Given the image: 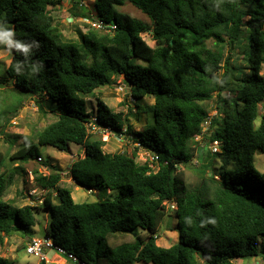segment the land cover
Returning a JSON list of instances; mask_svg holds the SVG:
<instances>
[{"label": "trees", "instance_id": "trees-1", "mask_svg": "<svg viewBox=\"0 0 264 264\" xmlns=\"http://www.w3.org/2000/svg\"><path fill=\"white\" fill-rule=\"evenodd\" d=\"M63 1L0 0L1 25L10 26L11 40L29 49L25 54L10 47L0 85L10 79L20 94L37 99L41 114L46 113L43 102L49 112L57 110L56 120L36 132L35 140L23 139L11 154L0 150V264H13L1 256V233L32 236L37 224L38 208L2 200L20 171L13 164L40 158L37 146L66 151L69 144L84 150L69 165L70 176L76 185L98 193L99 200L75 203L70 190L60 186L55 165L45 164L48 175L37 169L31 174L45 192L39 207L48 216L42 236L80 264H238L234 260L241 258L264 264V173L254 167L255 154L264 155V107L259 112L264 0H94L95 18L115 29L78 31L76 40L66 39L51 15ZM126 3L147 16L152 27L120 13ZM74 9L79 12L73 10L71 18H92L79 1ZM145 33L153 47L141 38ZM225 47L238 50L242 65L234 53L223 58ZM117 76L124 78L135 104L153 99L152 121L141 131L129 123L131 110L129 115L114 113L94 96ZM224 92L231 96L223 97ZM214 93L217 112L209 117L202 104ZM91 98L97 103L94 124L132 137L157 155L156 170L135 160L137 148L131 155L102 150L103 142L88 131L92 116L86 99ZM2 116L0 110L3 134ZM206 121L208 141H218L220 149L213 154L198 149L202 178L189 188L178 167L196 156L190 143ZM205 153L216 156L221 167L205 164ZM230 162L236 166L233 173L222 171ZM170 212L178 238L164 248L156 244L157 232ZM118 236L130 240L116 242Z\"/></svg>", "mask_w": 264, "mask_h": 264}, {"label": "rangeland", "instance_id": "rangeland-1", "mask_svg": "<svg viewBox=\"0 0 264 264\" xmlns=\"http://www.w3.org/2000/svg\"><path fill=\"white\" fill-rule=\"evenodd\" d=\"M80 0H65L57 8L51 10V15L53 19L59 26V29L62 35L66 39L76 40L78 38L77 32H85L89 24L81 22L83 19L80 16L72 17L73 20L69 23L68 17L71 18V13H78L79 11L74 9L75 2ZM84 1V11L90 13L92 19L95 18V15L92 11V2L94 0H83ZM120 13L128 15L130 18L139 20L143 23L148 24L152 27V23L141 12L133 8L129 4H125L122 7L118 8ZM0 27H3L0 23ZM4 31L11 30L10 26H4ZM97 31V30H96ZM103 33L104 31H98ZM141 38L145 43L153 47L154 43L152 41L151 35L145 33L141 35ZM10 46L0 38V80L3 79L4 70L8 66L11 58ZM233 54V59H236V62L242 65L241 55L238 53V50L235 49L233 52L228 51V48H224L223 58H226L227 55ZM247 72V70H244ZM262 74H264V65L262 66ZM3 81V80H2ZM95 98H99L108 108L114 112H122L124 115H129V110L131 114L129 117V123L133 126L135 131H141L145 125L150 124L152 121V109L151 105L153 104V99L144 98L142 101H137L131 97L130 89L122 76L112 77L111 83L102 88L97 89L94 92ZM223 97L231 96V93L224 92ZM19 97L21 100L20 105H17L15 98ZM35 100L36 98H31L27 95L20 94L15 86L13 85L10 79H5L3 84L0 85V110L3 113L1 118V124L4 126V133L0 132V150L3 153H13L16 151L23 139L32 138L35 140L34 136L36 132L42 130L46 125L56 120V113L49 112L47 110L46 102L42 103L43 110H46L45 115L38 112ZM45 101V100H44ZM136 105V107H135ZM87 110L91 111L92 118H95V113L97 110V103L94 98L86 99ZM202 106L207 110L208 116L213 117L216 114L217 106V96L216 93L213 94V97L210 101L204 102ZM264 107V102L259 106V112L262 113ZM13 108L16 110H13ZM91 118V119H92ZM259 119L256 121L258 124ZM209 122L204 125V128L208 130ZM210 133H205V140H208ZM90 135L93 138L99 139L103 142L102 150L105 153H125L126 155H131L134 150L137 148L136 161L142 163L143 159L147 156L148 151H145L141 146L135 143L132 137H127L124 135L113 134L105 126H95L90 130ZM198 141V140H197ZM195 139L190 143L191 148L194 149L195 155L198 153L199 146L198 142ZM204 142V141H203ZM40 160L37 158L30 160L28 163L19 164L14 163L13 167H19L20 171L17 175L14 176L12 184L6 189L2 200L8 202L13 207H23L31 206L38 210L34 211L36 217V226L33 228L32 236H24L19 233H15L12 236H4L3 233V244L1 246V256L8 261H11L13 264H39L38 259L35 256L27 255L25 248L29 241L32 238H42L45 227L47 226L48 216L47 214L39 209L43 202L45 196L44 190H39L33 181V176L31 170L37 169L41 174L48 175L49 170L45 167L46 163L55 165L58 169L61 181L60 186L66 187L71 192V197L75 203L83 202H95L99 200L98 193L92 191L89 193V189L86 187H81L76 185L74 179L70 176L69 165L78 158L84 156L83 147L76 146L74 144H69L66 151H59L51 146H37ZM205 164H212L215 167H221L222 162L209 153L204 154ZM197 158V155L191 160L187 165H181L178 167V173L189 188L196 187L201 182V173H200V164ZM211 165V166H212ZM209 167L206 170L207 176H210L212 173V167ZM254 167L260 172L264 173V155L256 153L254 157ZM236 169V166L233 162H230L229 165L225 166L222 171L231 172ZM215 180L219 179V176L213 177ZM82 182H85L86 179H81ZM117 192H113L112 196L116 195ZM103 196L102 194H100ZM99 195V196H100ZM178 234L176 229V218L172 212L165 217L163 224H161L160 229L157 232L156 243L160 247L167 248L177 242ZM123 240H130L128 236H118L116 237V242H121ZM46 260L50 264H78L72 263L67 260L65 256L57 254L52 249H45L44 251ZM45 262V261H44ZM234 262L238 264H262L259 258H241L235 259ZM143 264V263H139Z\"/></svg>", "mask_w": 264, "mask_h": 264}, {"label": "built area", "instance_id": "built-area-1", "mask_svg": "<svg viewBox=\"0 0 264 264\" xmlns=\"http://www.w3.org/2000/svg\"><path fill=\"white\" fill-rule=\"evenodd\" d=\"M84 5H85L84 1L80 0L79 1V6H84ZM67 20L70 23L73 20V18L68 17ZM81 22L89 24L90 27H88V29H94V30H97V31L109 32V31H113L115 29V25L114 24H112V23L111 24H106V23H104L103 21H101V20H99L97 18H94V19H92V18L91 19L83 18L81 20ZM95 121H96V119L92 118L90 123L88 124V131L89 132H90L91 129H93L97 125V124H94ZM207 122L208 121H206L203 124L201 133L198 136H196L194 139L196 141L198 140L197 142H198L199 146H201L200 148L205 147V149L207 151H209L211 154L217 153V152H219V149H220V143L218 141L209 142L208 140H205V138H204L205 137V133L207 132V129L204 128V125H206ZM108 130H110V129L108 128ZM37 159L40 160V158H37ZM144 162L149 163L150 167L153 170H156L157 169V164H158V156L148 152L147 156L143 159L142 163H144ZM164 164H166V162H164ZM89 193H92V191L90 189H89ZM170 208L174 209V206L171 205ZM45 249H52L57 254L65 256L66 259L71 261L72 263L80 264V262H78V260H77V258L75 256H73L70 253H67L62 248L53 245L52 241L49 238H46V237L32 238L29 241V243L27 244V246L25 248V251H26L27 255L35 256L38 259V262H42V261L47 262L45 254H44Z\"/></svg>", "mask_w": 264, "mask_h": 264}, {"label": "clouds", "instance_id": "clouds-1", "mask_svg": "<svg viewBox=\"0 0 264 264\" xmlns=\"http://www.w3.org/2000/svg\"><path fill=\"white\" fill-rule=\"evenodd\" d=\"M13 36L12 31L9 29L8 31H4L3 27H0V38H2L10 47H15L16 49H19L23 53H28V46L21 42H13L11 40V37ZM37 69H33V71H36ZM209 223H214L213 220H209Z\"/></svg>", "mask_w": 264, "mask_h": 264}, {"label": "crops", "instance_id": "crops-1", "mask_svg": "<svg viewBox=\"0 0 264 264\" xmlns=\"http://www.w3.org/2000/svg\"><path fill=\"white\" fill-rule=\"evenodd\" d=\"M156 244H157V243H156ZM157 245H158V244H157ZM52 259H53V257H52ZM52 259H50V260H52ZM50 260H48V262H45V264H50V263H49Z\"/></svg>", "mask_w": 264, "mask_h": 264}]
</instances>
